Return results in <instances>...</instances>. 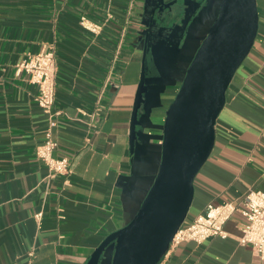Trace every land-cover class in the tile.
<instances>
[{
  "label": "crops",
  "instance_id": "1",
  "mask_svg": "<svg viewBox=\"0 0 264 264\" xmlns=\"http://www.w3.org/2000/svg\"><path fill=\"white\" fill-rule=\"evenodd\" d=\"M257 2L258 35L228 87L186 222L210 202L240 199L250 188L264 191V0ZM156 3L0 0V264H85L101 241L127 222L157 162L155 153L153 163L134 162L130 149L147 16ZM199 11L185 18L183 41L147 43V77L155 81L151 85L159 89V99H148L147 106L158 105L137 127L144 134H162L160 125L211 19H197ZM82 15L101 24V30L82 26ZM43 50L53 51L57 61L54 126L36 101L37 85L26 71L17 72L28 53ZM48 132L58 143L54 155L70 158L69 175L50 176L37 155ZM159 143L149 139L153 151ZM137 165L144 170L132 194ZM242 221L235 213L224 224L225 235L184 241L161 264H264L239 243Z\"/></svg>",
  "mask_w": 264,
  "mask_h": 264
},
{
  "label": "water",
  "instance_id": "2",
  "mask_svg": "<svg viewBox=\"0 0 264 264\" xmlns=\"http://www.w3.org/2000/svg\"><path fill=\"white\" fill-rule=\"evenodd\" d=\"M183 5L175 16L188 17L190 3L183 0ZM198 15L201 21L211 19L160 125L162 134L157 136L137 129L158 105L155 101L147 106L148 99H159V89L146 80L145 48L133 104L130 149L134 162L144 158L153 163L155 153L154 173L144 179L146 187L131 207L127 222L108 234L85 264H158L188 216L195 178L213 150L228 87L255 43L260 20L257 0H208ZM169 17L174 19L173 14ZM151 137L161 139L157 151L149 144ZM135 168L132 194L144 170L140 165Z\"/></svg>",
  "mask_w": 264,
  "mask_h": 264
},
{
  "label": "built area",
  "instance_id": "3",
  "mask_svg": "<svg viewBox=\"0 0 264 264\" xmlns=\"http://www.w3.org/2000/svg\"><path fill=\"white\" fill-rule=\"evenodd\" d=\"M81 24L92 32H99L102 28L101 24L90 20L86 15H82ZM21 71H26L30 81L37 85L36 101L49 115L50 126L56 125L54 115L58 111L54 110L57 83L55 53L45 50L28 53L26 58L17 64V72ZM57 146V141L53 139L51 132H48L45 142L37 148L38 157L47 164L52 177L71 173L70 158L54 155ZM237 212L243 217L239 224V243L251 247L257 256L264 259V191L255 188L248 189L243 197L237 200L208 203L203 213L196 215L190 222L185 220L175 233L168 251L184 241L202 242L214 236L225 235L224 224ZM40 215L41 213L37 214ZM161 261L158 264H161Z\"/></svg>",
  "mask_w": 264,
  "mask_h": 264
},
{
  "label": "flooded vegetation",
  "instance_id": "4",
  "mask_svg": "<svg viewBox=\"0 0 264 264\" xmlns=\"http://www.w3.org/2000/svg\"><path fill=\"white\" fill-rule=\"evenodd\" d=\"M189 3L191 7L188 10L187 20L191 15V18L195 16L200 7L203 5L204 0H192ZM181 7V0H157V3L154 5L147 16L150 27L147 33L148 36L146 39V43L154 40L155 38H159V40H164L165 42L177 43L182 38V35L186 34L188 28L187 20H185L182 14L179 16H175V14L181 10ZM183 8L185 7L183 6ZM170 14L174 15V19L171 20V18L169 17ZM155 20H162V22H159L160 25H157ZM183 20L185 23L182 22ZM168 22L173 23V28H170V24H166ZM162 25L163 27L161 28ZM181 40L183 41V39ZM145 48L148 49V44H145ZM151 73L156 74L157 71L154 70L151 71ZM146 80L149 81L150 84L154 85L155 81H150V79H148L147 77V70Z\"/></svg>",
  "mask_w": 264,
  "mask_h": 264
}]
</instances>
